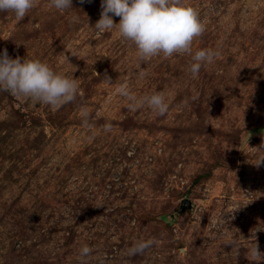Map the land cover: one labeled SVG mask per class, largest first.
Masks as SVG:
<instances>
[{
  "label": "rangeland",
  "instance_id": "374dc122",
  "mask_svg": "<svg viewBox=\"0 0 264 264\" xmlns=\"http://www.w3.org/2000/svg\"><path fill=\"white\" fill-rule=\"evenodd\" d=\"M188 2L205 25L193 51L218 53L197 78L185 54L151 58L142 78L131 42L90 28L101 0H37L21 21L0 12V53L78 84L56 108L0 91V264H255L253 235L264 252V0ZM121 84L164 91L167 114L130 109Z\"/></svg>",
  "mask_w": 264,
  "mask_h": 264
},
{
  "label": "clouds",
  "instance_id": "9594fccd",
  "mask_svg": "<svg viewBox=\"0 0 264 264\" xmlns=\"http://www.w3.org/2000/svg\"><path fill=\"white\" fill-rule=\"evenodd\" d=\"M80 2L84 3L85 0ZM49 3L58 11L73 9L72 0H49ZM36 4L37 0H0V12H11L17 21H21L36 7ZM113 17H119V23H115ZM90 28L94 29L97 35L116 29L122 39L131 42L136 48L140 61L137 67L141 68L139 75L142 78L147 73L141 66L153 57L163 55L170 58L174 54L188 55L192 61L188 70L192 78H197L200 69L210 65L218 55L211 49L193 51V41L203 34L205 25L197 9L188 0H101L100 18ZM66 59L68 60L67 57ZM104 81L108 84L112 83L107 75L104 76ZM0 91L56 108L76 100L78 84L77 78L73 75L70 77L56 71L40 59L28 57L22 59L19 56L12 58L5 49L0 53ZM117 92L129 101L130 109L146 104L160 116L168 112L169 103L164 91L138 98L121 84ZM82 115L83 123L87 126L89 113L83 110ZM104 127L108 130L111 125L106 124ZM262 162L264 158H260L255 165L259 167ZM253 237L254 242L247 248L246 258L250 262L261 264V261H264V252L259 250L255 236ZM155 243L157 241L154 238L139 240L133 243L128 253L142 254ZM230 244L233 245L237 257L240 247H235L234 242ZM92 252L93 249L88 245L82 246L81 259H86Z\"/></svg>",
  "mask_w": 264,
  "mask_h": 264
},
{
  "label": "water",
  "instance_id": "95a60500",
  "mask_svg": "<svg viewBox=\"0 0 264 264\" xmlns=\"http://www.w3.org/2000/svg\"><path fill=\"white\" fill-rule=\"evenodd\" d=\"M193 204L192 201L188 198H184L181 202L180 211L185 212L186 210L192 209Z\"/></svg>",
  "mask_w": 264,
  "mask_h": 264
}]
</instances>
